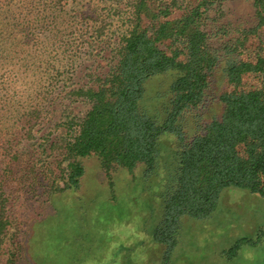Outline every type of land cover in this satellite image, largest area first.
<instances>
[{"label":"trees","instance_id":"trees-1","mask_svg":"<svg viewBox=\"0 0 264 264\" xmlns=\"http://www.w3.org/2000/svg\"><path fill=\"white\" fill-rule=\"evenodd\" d=\"M18 1L15 10L0 2V67L11 52L7 38L37 52L46 32L60 39L58 27H71L76 17L66 10L70 0ZM98 1L118 22L109 38L87 43L86 66L76 62L69 41H59L68 52L65 63L31 71L28 80L39 86L29 103L25 81L0 68L3 264H56L54 248L31 251L34 233L20 239L18 195H35L41 187L43 203L54 208V197L79 189L80 158L98 159L112 201L119 170L132 175L141 167L144 180L157 179L160 220L147 229L145 248H161L160 264L169 263L180 220L209 216L225 189L264 198V0H240L251 12L246 19L231 17L235 0ZM71 10L80 13L77 5ZM102 23L92 27L96 37L107 35ZM60 69L67 75L62 81ZM72 75L80 76L67 84ZM216 77L223 86L215 97ZM214 97L220 108L210 114ZM41 221H31L28 229ZM131 229L137 236V227ZM141 246L119 244L109 262L96 264H141ZM87 261L71 257L65 264Z\"/></svg>","mask_w":264,"mask_h":264},{"label":"rangeland","instance_id":"rangeland-1","mask_svg":"<svg viewBox=\"0 0 264 264\" xmlns=\"http://www.w3.org/2000/svg\"><path fill=\"white\" fill-rule=\"evenodd\" d=\"M0 2L15 10L14 7L19 1L0 0ZM33 2L40 5L44 0H33ZM70 2L72 3L66 7V10L76 17L71 27H58L61 31L60 39L46 32L37 52L33 51L34 45L25 47L18 39L4 40L5 46L11 52L6 60L1 61L0 68L13 70L19 79L25 81L23 84L18 81L12 87L22 84V88L27 90L29 96L28 103L33 100L32 90L39 86L38 83L34 85L28 80L31 71L38 72L39 64L43 70L47 65L51 68L65 63L62 58L67 56L68 52L64 51V46L59 48V41L61 43L69 41L72 46L70 49L77 57L76 62L83 68L87 65L86 58L91 49L87 43H93L95 39L109 38V30L117 25L115 15L104 13L102 7L106 4L103 5L98 0H70ZM75 5L80 9V13L72 12L71 7ZM92 9H96L97 13ZM250 14L249 6L242 1L235 0L230 4L232 18L246 19ZM83 17L86 20H81ZM102 20H104L102 24L105 25L103 31L107 35L96 37L92 27L94 24L98 26ZM109 22L112 23L111 26H108ZM6 33L14 32L9 30ZM25 63L29 65L26 67ZM61 70L60 73L63 71ZM80 75H77V78ZM63 78L66 79L67 75L61 73L58 80L62 81ZM77 78L72 75V79L66 83L75 84ZM163 82L165 83L164 80ZM214 82L212 95L216 97L223 84L217 77ZM215 97L213 100L210 99L208 108L210 114L219 112L220 107ZM85 107L79 104L77 110L83 111ZM79 161L84 169L79 189L75 193L65 192L54 197L55 209L53 205L43 203L45 197L41 195L43 191L41 187H37L35 195H27L24 191L19 193L18 218L24 224L20 239L24 240L27 233L32 237L34 233L35 247L30 243L31 251L38 249L37 252L42 251L43 254L46 247L54 248L57 255L54 262L56 264H65L67 259L71 260V257L77 260L86 259L91 264L98 263L101 258L102 262H109L110 254L119 244L125 246L131 244L134 247L136 243L142 242V251L150 243V233L147 229L160 220L157 179L144 180L141 167L133 170L132 175L125 170H119L114 175L115 199L112 201L110 187L107 185L104 172L100 169L98 159L89 156L80 158ZM17 183L20 184V180ZM39 220L43 223L33 225L30 231L28 229L30 222ZM132 225L137 227V236L131 229ZM41 244L44 246L42 250ZM237 244V249H234ZM107 250L109 254H105ZM35 251L33 253H36ZM160 251L161 248L154 245L145 248V255L138 256V261L140 260L141 264H160L162 262ZM4 260V253L0 254V264H3ZM19 262V264H28L25 259ZM168 264H264V198L242 189L227 188L221 193L215 210L209 216L203 219L183 217L180 220L177 244Z\"/></svg>","mask_w":264,"mask_h":264}]
</instances>
